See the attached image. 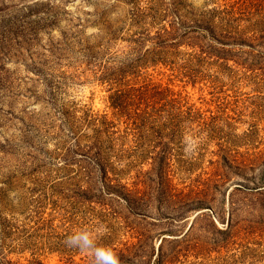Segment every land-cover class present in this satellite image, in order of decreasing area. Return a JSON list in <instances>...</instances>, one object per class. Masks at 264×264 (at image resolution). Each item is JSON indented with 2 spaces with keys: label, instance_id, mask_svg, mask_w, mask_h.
Returning a JSON list of instances; mask_svg holds the SVG:
<instances>
[{
  "label": "rangeland",
  "instance_id": "rangeland-1",
  "mask_svg": "<svg viewBox=\"0 0 264 264\" xmlns=\"http://www.w3.org/2000/svg\"><path fill=\"white\" fill-rule=\"evenodd\" d=\"M174 2L256 61L158 55ZM81 228L148 237L120 264H264V0H0V264H88Z\"/></svg>",
  "mask_w": 264,
  "mask_h": 264
},
{
  "label": "trees",
  "instance_id": "trees-1",
  "mask_svg": "<svg viewBox=\"0 0 264 264\" xmlns=\"http://www.w3.org/2000/svg\"><path fill=\"white\" fill-rule=\"evenodd\" d=\"M174 4V8L170 12L163 13V11H165L163 10L162 12H152L149 14V17L153 22L160 20L159 22L154 23L161 24L155 31L154 35L149 36L150 32L146 33L148 35L147 37H149L154 43V49L158 55H163L165 53L168 54L170 52L173 53L172 51H176L180 45L185 44L186 46L198 49L201 53L209 57L233 59L234 56H247V54H250L253 58L254 55L250 52H232L231 49H225L223 46L216 45H225V39L232 38V33L218 31L213 22H211L212 19L210 16H207L208 12L205 13L201 11L198 16L194 14L193 17L183 18L182 14H180L179 10L176 8L175 2ZM2 5H6V2H2ZM8 6L9 5L4 8H7ZM132 18L136 24H139L144 18V14L140 10L133 8ZM235 36L236 34H233V37ZM238 37L241 36L239 35ZM238 37L236 36L237 39ZM255 56L253 59L254 61H256ZM165 58L162 61L166 64L168 60ZM250 65L253 64L251 63ZM103 173L105 174V172ZM85 176L87 179L91 180V174L89 171L86 172ZM192 202L193 201H191V203ZM188 204V201L185 199L182 204H179L178 209L180 210ZM140 235L141 237L138 238L137 243L127 245L124 249H117L116 247L112 248L120 262L128 259L129 256L136 260L144 261L145 256L143 253L147 250L148 237H145L143 233ZM88 264H92V260ZM157 264H163V256L161 259L159 258Z\"/></svg>",
  "mask_w": 264,
  "mask_h": 264
},
{
  "label": "clouds",
  "instance_id": "clouds-1",
  "mask_svg": "<svg viewBox=\"0 0 264 264\" xmlns=\"http://www.w3.org/2000/svg\"><path fill=\"white\" fill-rule=\"evenodd\" d=\"M99 232L100 230L93 232L87 228L77 229L66 237L65 243L89 254L92 257V264H120L112 248L97 243Z\"/></svg>",
  "mask_w": 264,
  "mask_h": 264
}]
</instances>
